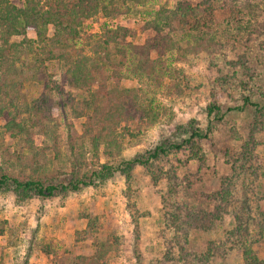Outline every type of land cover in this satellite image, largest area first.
Returning a JSON list of instances; mask_svg holds the SVG:
<instances>
[{
    "label": "rangeland",
    "instance_id": "1",
    "mask_svg": "<svg viewBox=\"0 0 264 264\" xmlns=\"http://www.w3.org/2000/svg\"><path fill=\"white\" fill-rule=\"evenodd\" d=\"M178 3L206 8L212 17L204 30L224 36L211 52H184L185 44L179 42L180 49L163 57V67L181 71L180 94L166 85L168 74L158 85L123 68L120 84L136 93L142 105H152L156 119L151 124L135 137L123 130L125 135L109 156L103 143L95 151L84 132V94L67 84L61 59L26 52L6 93L0 92V171L57 183L70 171L73 159L80 162V171L105 161L117 166L163 142L181 143L193 129L207 133L198 143L204 162L191 159L185 145L149 169L135 165L129 181L116 170L95 186L50 198L19 201L13 192L0 191V264H63L64 257L92 255L96 241L104 238L112 243L105 264H189L190 258L177 259L174 240L177 230L185 227V202L193 199L184 189L209 194L223 188L229 190L231 204L224 203L217 225L206 231L185 227L190 251L223 241L230 250L216 255L211 264H243L240 250L231 247L245 239L264 258V0H139L115 21L134 28L154 8ZM250 7L255 9L252 14L245 10ZM102 23L101 16L89 19L80 45H86ZM26 37L35 35L29 31ZM245 97L250 102L244 105ZM213 105L218 108L209 112ZM17 111L26 128L11 137L5 124Z\"/></svg>",
    "mask_w": 264,
    "mask_h": 264
},
{
    "label": "trees",
    "instance_id": "2",
    "mask_svg": "<svg viewBox=\"0 0 264 264\" xmlns=\"http://www.w3.org/2000/svg\"><path fill=\"white\" fill-rule=\"evenodd\" d=\"M137 2L139 0H22L18 6L11 0H0V92L6 93L9 79L18 74V62L26 52L43 55L47 60L55 57L61 59L66 67L67 84L84 94L83 103L87 110L84 132L89 135L95 151L103 143L108 152L105 154L109 156V150L117 147L125 135L123 130L135 137V133L141 131L144 125L156 119V112L150 103L142 105L136 93L121 86L123 68L152 79L158 85L163 83V74H168L170 78L166 85L180 94L183 91L179 78L181 71L163 67V57L180 49L179 42L185 44L184 52H211L221 45L218 37L224 36L223 33L209 34L204 30L211 22L212 15H206V8L189 3H178L173 8L160 5L134 28L118 24L115 20L128 14ZM231 7L235 9V6ZM245 10L249 14L255 12L251 7ZM97 16L104 18L100 31L90 35L86 45H80L79 39L86 22ZM250 20L244 21L246 26ZM49 28L51 34L48 33ZM238 28H242V25L238 24ZM29 31L34 33L35 38L26 37ZM20 36L23 38L17 41L16 38ZM238 59L242 60L243 57L239 56ZM243 101L244 105L250 102L248 97ZM213 108L218 107L210 106L208 111L212 112ZM20 114L17 111L5 124V131L11 137L20 135L26 128ZM206 137L207 133L193 129L191 135L181 143L163 142L145 156L123 159L117 166L105 161L97 163L96 169L80 171V162L73 159L70 171L57 183H44L40 178L0 171V191L13 192L19 201L33 197L50 198L95 186L107 180L116 170H120L129 181L135 165L149 169L161 157L185 145L190 148L191 159L204 162V154L198 143ZM28 146L33 147L29 143ZM184 192L193 198L184 205L187 209L183 221L185 227L189 226L193 231H206L216 226L219 212L224 210L222 206L229 202V190L223 188L209 194L191 193L185 189ZM174 218L179 219L178 215ZM185 227L179 229L176 226V230H179L174 240L180 255L177 259L186 261L190 258L192 262L186 261L189 264H211L216 255L224 256L230 250L226 249L223 241H209L205 249L191 252L189 231ZM230 234L234 235L233 232ZM96 242L92 255L74 256L70 260L64 257L63 264H105L104 258L111 251L112 243L108 238ZM180 242L189 245V248L179 245ZM234 245L231 249L240 250L243 264H264V258H259L245 239H237Z\"/></svg>",
    "mask_w": 264,
    "mask_h": 264
}]
</instances>
